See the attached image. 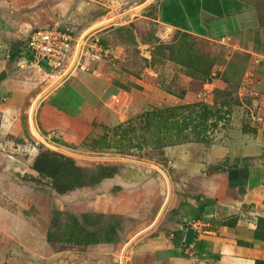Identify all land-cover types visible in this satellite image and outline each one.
<instances>
[{"label": "rangeland", "instance_id": "1", "mask_svg": "<svg viewBox=\"0 0 264 264\" xmlns=\"http://www.w3.org/2000/svg\"><path fill=\"white\" fill-rule=\"evenodd\" d=\"M73 1L68 21L75 37L103 30L113 52L100 61L116 62L146 85L116 82L131 92L123 104L114 99L106 106L116 120H84L49 107L51 122L44 124L40 103L30 119L25 114L21 140L38 152L32 171H0V264H126L134 220L95 208L100 182L120 170L115 162L163 163L168 146L188 141L227 142L235 154L245 137L264 136V0H249L241 27L224 36L217 29L212 38L181 30L163 37L153 21L119 24L112 14L100 17L110 7ZM54 2L0 0V16L10 15V31L25 43L30 31L54 23ZM116 45L124 47L119 59ZM149 68L168 78L151 76Z\"/></svg>", "mask_w": 264, "mask_h": 264}, {"label": "crops", "instance_id": "2", "mask_svg": "<svg viewBox=\"0 0 264 264\" xmlns=\"http://www.w3.org/2000/svg\"><path fill=\"white\" fill-rule=\"evenodd\" d=\"M93 1L110 7L100 17L112 14L119 24L127 25L153 21L165 33L163 37L175 29L212 38V31L222 28L221 36L228 35L241 27L249 7V0ZM93 1L86 3L85 11ZM73 5V0H56L51 18L54 23L48 25L61 23L70 28ZM86 20L93 21L92 15ZM11 24L10 15L2 13L0 171L9 173L14 167L32 171L38 146L24 145L21 138L25 114L30 119L34 103L41 104L37 117L44 124L51 122V107L65 108L71 117L84 120H116L105 114L106 106L114 99L123 104L131 95L116 82L135 80L146 85L144 77L135 76L116 62L75 61L64 71L25 66L21 57L25 43L10 31ZM92 33L102 36L105 32L97 29ZM123 51V46L116 45L118 56L114 57L121 58ZM77 62L80 66L75 65ZM148 70L151 76L168 78L161 71ZM245 140L235 154L227 142L207 146L189 141L168 146L163 163L145 159L138 165L114 163L120 170L100 182L95 208L134 220L135 229L129 235L134 244L126 264H256L264 260V240L256 236L258 218L264 217V136ZM219 160L237 166L216 171ZM151 166L163 167L165 177ZM196 220L206 225L197 230L192 226Z\"/></svg>", "mask_w": 264, "mask_h": 264}, {"label": "built area", "instance_id": "3", "mask_svg": "<svg viewBox=\"0 0 264 264\" xmlns=\"http://www.w3.org/2000/svg\"><path fill=\"white\" fill-rule=\"evenodd\" d=\"M112 52V46L107 45L100 35L85 32L76 38L69 27L59 23L30 31L21 57L26 65L38 68L48 65L57 70L72 67L75 61H80L78 58L83 59L85 64L101 60ZM154 168L160 172L163 167ZM205 225L200 220L192 224L197 230Z\"/></svg>", "mask_w": 264, "mask_h": 264}, {"label": "trees", "instance_id": "4", "mask_svg": "<svg viewBox=\"0 0 264 264\" xmlns=\"http://www.w3.org/2000/svg\"><path fill=\"white\" fill-rule=\"evenodd\" d=\"M173 32L176 33V32H178V30L175 29V30H173ZM184 33H187V32H184ZM102 39H103L104 42L106 41L104 38H102ZM107 45H110V44H107ZM232 166H237V165H231L228 161H225V166H223V167H221L219 165L218 166H215V170L216 171H225V170L229 169ZM106 177H108V176L105 175L104 178H106ZM105 215H117V214H105ZM262 222H264V217H259L258 218V224H257V230H256V236L258 238L264 240V233H263L264 231H263V228L261 227V223ZM256 264H264V260H257L256 261Z\"/></svg>", "mask_w": 264, "mask_h": 264}, {"label": "bare ground", "instance_id": "5", "mask_svg": "<svg viewBox=\"0 0 264 264\" xmlns=\"http://www.w3.org/2000/svg\"><path fill=\"white\" fill-rule=\"evenodd\" d=\"M84 33H85V32H84ZM52 78H53V77H52ZM33 103H34V102H33ZM34 105H35V103H34ZM34 105H33V107H34ZM33 107H32V109H33ZM32 130H33L34 135L40 137L38 131H37L36 128L33 126V123H32ZM162 173H163V172H162ZM122 257H123V256H122Z\"/></svg>", "mask_w": 264, "mask_h": 264}, {"label": "water", "instance_id": "6", "mask_svg": "<svg viewBox=\"0 0 264 264\" xmlns=\"http://www.w3.org/2000/svg\"><path fill=\"white\" fill-rule=\"evenodd\" d=\"M200 203H203V197L201 198Z\"/></svg>", "mask_w": 264, "mask_h": 264}]
</instances>
